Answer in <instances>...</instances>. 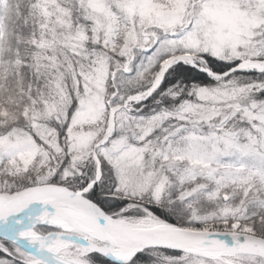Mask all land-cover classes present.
<instances>
[{"label": "snow or ice", "instance_id": "6c2138e0", "mask_svg": "<svg viewBox=\"0 0 264 264\" xmlns=\"http://www.w3.org/2000/svg\"><path fill=\"white\" fill-rule=\"evenodd\" d=\"M0 264H264V0H0Z\"/></svg>", "mask_w": 264, "mask_h": 264}]
</instances>
